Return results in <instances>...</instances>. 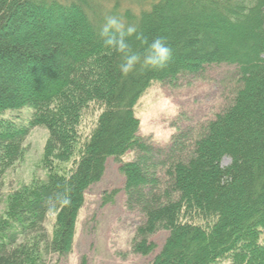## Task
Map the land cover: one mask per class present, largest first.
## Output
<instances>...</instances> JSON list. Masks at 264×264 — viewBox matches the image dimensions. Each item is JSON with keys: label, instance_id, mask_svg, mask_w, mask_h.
Returning a JSON list of instances; mask_svg holds the SVG:
<instances>
[{"label": "trees", "instance_id": "trees-1", "mask_svg": "<svg viewBox=\"0 0 264 264\" xmlns=\"http://www.w3.org/2000/svg\"><path fill=\"white\" fill-rule=\"evenodd\" d=\"M108 15L149 42L166 37L168 65L123 75L121 55L99 37ZM129 41L134 51L146 47ZM223 65L224 102L211 118L179 129L165 147L139 134L134 106L152 83L186 84ZM23 106L24 120L1 116ZM90 108L98 113L83 135ZM36 126L48 132L47 175L7 197L0 264L71 253L85 193L108 158L119 161L126 209L141 217L131 251L149 255V237L167 233L149 264H264V0H0V180Z\"/></svg>", "mask_w": 264, "mask_h": 264}, {"label": "rangeland", "instance_id": "rangeland-1", "mask_svg": "<svg viewBox=\"0 0 264 264\" xmlns=\"http://www.w3.org/2000/svg\"><path fill=\"white\" fill-rule=\"evenodd\" d=\"M229 71L228 66H211L204 77L190 79L186 84L152 83L134 106L140 122L139 134L154 145L165 147L179 129L206 122L223 105L225 86L220 80ZM29 113L30 109L23 106L5 110L1 116L24 120ZM97 113L98 110L90 108L83 114L79 125L83 135L93 127ZM47 137L44 126L33 127L23 141L22 156L5 169L0 180V214L13 191L35 178L45 179L47 170L42 163ZM132 157L133 153L127 152L122 160ZM221 163L228 164L229 158H223ZM118 166L119 161L108 158L101 180L86 191L84 204L78 212L71 253L63 258L47 255L45 264H79L82 257L88 264H149L159 251L167 236L165 231L149 237L155 245L151 254L140 255L131 251L141 217L125 207L123 176ZM53 219L54 215L49 214L45 223L48 231H51ZM260 240L264 243V232Z\"/></svg>", "mask_w": 264, "mask_h": 264}, {"label": "clouds", "instance_id": "clouds-1", "mask_svg": "<svg viewBox=\"0 0 264 264\" xmlns=\"http://www.w3.org/2000/svg\"><path fill=\"white\" fill-rule=\"evenodd\" d=\"M99 37L107 48L121 55L119 70L125 76L135 71L137 65L145 69H164L172 59V49L166 37L157 36L149 42L137 25L129 24L120 16H106L99 29ZM131 37L146 45L142 52L133 50L129 41ZM61 203L70 206L71 198L63 196Z\"/></svg>", "mask_w": 264, "mask_h": 264}]
</instances>
